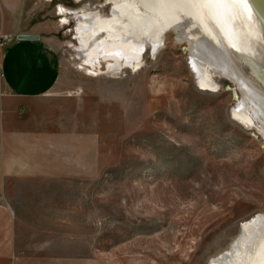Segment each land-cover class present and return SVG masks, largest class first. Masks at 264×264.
I'll return each instance as SVG.
<instances>
[{
  "label": "rangeland",
  "instance_id": "1",
  "mask_svg": "<svg viewBox=\"0 0 264 264\" xmlns=\"http://www.w3.org/2000/svg\"><path fill=\"white\" fill-rule=\"evenodd\" d=\"M124 1L23 0L22 27L45 24L43 35L59 54L58 84L88 91V172L72 178L71 188L35 190L65 203L21 206L32 220L16 225L14 240L0 241V264H211L244 221L264 212V125L235 119L245 95L220 72L213 73L216 90L198 87L191 43L178 41V30L157 53L148 44L138 69L110 71L102 59L94 74L82 65L76 20L69 14L65 24L58 9L110 16ZM216 2L239 76L263 91L229 26V1ZM6 42L0 35V55ZM41 212L66 220H37Z\"/></svg>",
  "mask_w": 264,
  "mask_h": 264
},
{
  "label": "crops",
  "instance_id": "2",
  "mask_svg": "<svg viewBox=\"0 0 264 264\" xmlns=\"http://www.w3.org/2000/svg\"><path fill=\"white\" fill-rule=\"evenodd\" d=\"M22 4L23 0H0V35L8 38L0 55V241L4 243L14 240L19 222L32 220L34 213L21 206L65 203L64 198L40 196L35 190L71 188L72 178L78 181L88 172V91L58 84L59 54L43 35L46 25L23 28ZM20 34L39 38L20 39ZM37 215V220L47 222L66 220L47 212ZM48 263L20 259L9 264Z\"/></svg>",
  "mask_w": 264,
  "mask_h": 264
},
{
  "label": "bare ground",
  "instance_id": "3",
  "mask_svg": "<svg viewBox=\"0 0 264 264\" xmlns=\"http://www.w3.org/2000/svg\"><path fill=\"white\" fill-rule=\"evenodd\" d=\"M185 1L125 0L113 7L110 16L60 9L65 15V24L69 14L76 20L74 50L90 73L100 70L102 59H106L110 71L123 66L138 69L148 52L143 54L148 44L153 53L159 52L168 32L178 30V41L191 43L190 63L198 87L216 90L219 84L213 73L220 72L236 82L245 95L232 110L235 119L251 128L257 126V121L264 125V90L239 76L229 52V46L234 52L236 47L217 23L216 0ZM228 1L231 17L228 23L233 24L229 26L236 43L244 50L243 58L257 71L264 86V12L253 0ZM210 13L214 22L208 18ZM261 132L264 135V130ZM241 226L232 244L212 258L211 264H264V212L257 213Z\"/></svg>",
  "mask_w": 264,
  "mask_h": 264
},
{
  "label": "water",
  "instance_id": "4",
  "mask_svg": "<svg viewBox=\"0 0 264 264\" xmlns=\"http://www.w3.org/2000/svg\"><path fill=\"white\" fill-rule=\"evenodd\" d=\"M253 2L264 12V0H253ZM18 38H20V39H38L39 35L38 34H20L18 36ZM246 62L248 63V61H246ZM249 66L252 68L254 77L262 84L263 80L261 77L258 76L257 71L250 64H249Z\"/></svg>",
  "mask_w": 264,
  "mask_h": 264
},
{
  "label": "built area",
  "instance_id": "5",
  "mask_svg": "<svg viewBox=\"0 0 264 264\" xmlns=\"http://www.w3.org/2000/svg\"><path fill=\"white\" fill-rule=\"evenodd\" d=\"M58 11L60 12V8L58 9ZM78 92H81V90H78Z\"/></svg>",
  "mask_w": 264,
  "mask_h": 264
}]
</instances>
